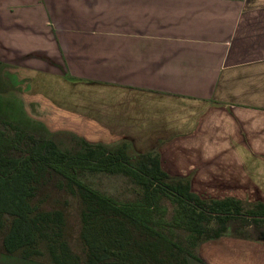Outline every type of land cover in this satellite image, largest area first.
<instances>
[{
  "label": "crops",
  "instance_id": "crops-1",
  "mask_svg": "<svg viewBox=\"0 0 264 264\" xmlns=\"http://www.w3.org/2000/svg\"><path fill=\"white\" fill-rule=\"evenodd\" d=\"M37 2L39 6L27 7L26 14L48 12L47 23L36 20L44 42L29 41L41 56L61 66L51 65L52 71L41 70L40 76L46 87L48 76L78 79L71 82L84 89L82 94L61 98L62 89H57L50 98L64 101L80 122L96 123L103 132L129 129L139 140H173L167 147L181 141L177 148L182 151L186 135H193V140H205L212 149L202 151L206 145L196 144L189 155H228L235 139H264V0ZM1 25L0 35L13 37L4 49L0 43L1 58L7 53L22 57L26 38L13 35L12 29L25 34L26 26L6 14ZM233 93L240 99L229 98ZM219 148L225 151H216ZM149 152L153 150L140 153ZM164 165L162 160L163 169ZM243 198L238 199L245 202ZM228 238L208 241V258L196 262L264 264V238H242L233 244L225 243Z\"/></svg>",
  "mask_w": 264,
  "mask_h": 264
},
{
  "label": "trees",
  "instance_id": "trees-1",
  "mask_svg": "<svg viewBox=\"0 0 264 264\" xmlns=\"http://www.w3.org/2000/svg\"><path fill=\"white\" fill-rule=\"evenodd\" d=\"M17 113L24 115L20 103L0 96V226L11 219L4 238L8 254L22 251L23 259L32 260L43 253L30 248L43 242L53 264H188L204 242L249 238L250 227L260 228L257 238H264V203L205 198L189 180L170 176L159 153L131 152L127 142L83 139L82 149L67 151L50 136L37 137L33 126L39 125L30 117L16 122ZM51 174L81 195L83 263L63 239L64 212L38 211L33 204L41 179ZM97 174L126 177L135 199L119 200L85 181Z\"/></svg>",
  "mask_w": 264,
  "mask_h": 264
},
{
  "label": "rangeland",
  "instance_id": "rangeland-1",
  "mask_svg": "<svg viewBox=\"0 0 264 264\" xmlns=\"http://www.w3.org/2000/svg\"><path fill=\"white\" fill-rule=\"evenodd\" d=\"M37 1L0 0V32H3L1 22L4 14L11 16L14 19V23L16 21V23H20L23 27L26 26L25 34L12 29L13 35L15 32L20 36L23 35V38H26L28 46L26 45L27 49L24 55L18 57L20 54L16 52V54L7 53L4 55V58H1L0 53V96L6 100H17L24 110V115L17 113L18 120L14 121L20 122V119L24 120V117H30L33 121H36V124L44 127V129H41L39 126H33V128L36 127L34 132L37 137L49 138L48 136H50L60 147L71 152L82 149L81 140L83 139L92 144L107 143L113 146H120L123 142H127L130 151L136 153L153 150V153L162 154L161 158L165 162L164 169L167 168L168 174L173 178L189 180L195 192L209 196L226 195L238 198L244 195L243 199L247 205H251L258 200H264V139L262 138H252L251 140L235 139L234 149H227L228 155H189L188 153L192 151L190 149L191 147H197L196 144L200 143L202 147V145H206L204 143L207 141L201 139L193 140L191 138L193 135H186V148L182 151L177 148L181 141L180 143L174 141L173 144L175 146L169 145L167 147V144H170L173 140H160L156 142L145 139L139 140L138 135L129 129L103 132L96 123H91L87 120L86 122H80L79 119L81 118L79 116V118H76V115L71 116V110L64 105V101L51 99L50 95L55 97L54 94L57 89H62L58 93L61 98L64 96L66 98L78 92L82 94L84 89L72 85V82L78 79L67 75L63 76V78L57 75H53L52 77L48 76L51 80L47 81L48 87L44 86L46 80L40 76V71L46 70L47 72H51V65L55 67L61 66L58 65L57 60L50 59L48 56H41L39 50L35 48L37 45L34 47L31 46V42L34 39H37L35 41L38 43L44 42V34H37L39 32V24L36 20L39 17L43 24H45L47 23L46 16H48V12L32 11L31 15L29 13L26 14L27 7L34 4L39 6V2ZM10 8L15 11L13 14L8 12ZM12 10L10 11L12 12ZM9 38L11 39L13 37L1 33L0 43L2 49L8 45ZM29 39H31V42ZM37 65L41 66L36 68ZM64 79L68 81V84H66ZM53 90L54 92L52 94ZM85 91L87 92V90ZM237 95H239L240 99L239 93H233L230 97L228 94V97L233 100H238ZM234 116L237 117L236 115ZM232 125H229V127ZM131 135H135L138 140H130ZM234 135L240 136L237 132ZM100 136L107 137V140L104 141V138L100 139ZM218 142L222 141L219 140ZM204 147L205 150L201 148L200 150L211 152L212 149H208L210 148L209 145ZM216 151H225V149L219 148ZM177 152L184 153V155L174 156ZM193 152H196V150H193ZM85 181L91 184L92 187L114 196L119 200L135 199L136 197L134 185L123 176L105 174L87 175ZM235 186L239 188H234ZM33 204L38 208V211L54 212L61 210L64 212L65 229L63 239L68 243L73 253L80 257L81 263L85 262L87 259V250L82 240L84 204L78 190L77 193L72 194L66 190L63 179L57 175H46L41 179L39 190L33 200ZM10 221L11 219L7 217L3 226H0V264H53L49 256L47 244L43 242L30 248V250L39 249L43 253L42 256H36L32 260L23 259L22 251L13 255L8 254L4 248V238L8 234ZM259 229L258 227H250L247 235L251 237L247 239H256ZM262 232H264V228ZM224 241L228 244H233L234 242L241 243L242 238L231 236V238H228V240L224 239ZM210 244L211 242L202 243L196 251L195 258H188V264H198L201 260L205 261L208 258L206 249L208 250V245Z\"/></svg>",
  "mask_w": 264,
  "mask_h": 264
}]
</instances>
